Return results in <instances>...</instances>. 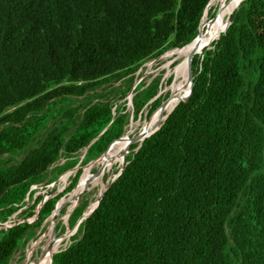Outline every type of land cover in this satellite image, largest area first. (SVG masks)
<instances>
[{"label": "trees", "instance_id": "trees-1", "mask_svg": "<svg viewBox=\"0 0 264 264\" xmlns=\"http://www.w3.org/2000/svg\"><path fill=\"white\" fill-rule=\"evenodd\" d=\"M209 1L0 0V223L22 219L0 229V264L36 240L131 120L157 114L163 74L135 86L131 112L118 97L146 62L194 40ZM182 54L161 58L170 66ZM191 70L189 94L114 162L98 206L51 264H264V0L241 1ZM56 182L68 186L49 197ZM49 185V198L35 196Z\"/></svg>", "mask_w": 264, "mask_h": 264}, {"label": "bare ground", "instance_id": "bare-ground-1", "mask_svg": "<svg viewBox=\"0 0 264 264\" xmlns=\"http://www.w3.org/2000/svg\"><path fill=\"white\" fill-rule=\"evenodd\" d=\"M241 1L242 0H233L232 5H230L228 8H226L225 10H222L219 13V16H218L217 21L214 23V25L212 27H210V29L208 31H204V29H202V37H201L202 42L204 40H206L209 36H211L213 34V32L219 26H223L224 25V23H225L224 22L225 21L224 18H226V15H228V13L230 11H232L233 9H235L236 7H238V5L240 4ZM217 5L225 6L226 5V0H212L210 6H217ZM205 25H206V23H205ZM205 25H204V27H205ZM191 50H192V45H189V46H187V47H185L183 49L172 50V51L166 52L168 54L169 52L176 51V52L184 53V54H183L182 60H180V62L178 63V65L176 66V68L174 69V71L173 70L170 71V73L175 72V74L173 76L172 83L167 87V88H170L168 90V92L169 93L170 92L172 93V99L170 100V102H168L166 104L165 110L163 111V115L166 114V113H168V112H170L172 110V108L177 103L176 96H178L180 94L179 92L181 91V89H185L188 86V84L186 82L187 81V78H186L187 77L186 57L190 54ZM200 52H202V50ZM185 71H186V77L182 81V76L184 75ZM157 115H155L152 118L153 121L151 122L150 125H145L144 130L147 129V128H149L150 126H152L154 124V122L157 120ZM131 126L134 127L135 125L134 124H131ZM131 136H132V134H129L128 132H125V134L123 135L122 139H120L117 142H115L108 149L107 153L99 160V161L102 160L104 162L102 163V166L99 168V170L96 172L97 177L93 181V184H92L93 186L91 187V190H93L94 189V185L98 182V180L99 179L102 180V184L97 189V191H98L97 194L98 195L103 191V188L105 186L104 178H105L106 173H110L111 169L113 168L114 162L117 159H119L121 156H123L121 152H122L123 148L125 149L127 147L128 140L131 138ZM114 148H116V149H114ZM110 158L112 159L111 162H109V159ZM95 164H97V162H95L94 164L89 165L87 167V169L85 170L84 174L82 175V177H81V179L79 181V185L76 188V190L69 197L65 198L56 207V212H54L52 214V219H53V222L55 224V229H56V225H57L58 216L61 214V210L63 209V207L66 208L68 206V204H71V207H73L75 201H77L78 197L80 196V193L82 192L83 187H85V190L84 191H87L89 189V187L85 186V182L90 177V175H91V169L95 167L94 166ZM64 185L66 186V185H68V183H65ZM94 200L89 202V205H88L86 211H88L93 206ZM49 223H50V220L48 221V224L47 225H48V231L50 232L49 240H51V239H53V237H52V225L50 226ZM46 234H44V236ZM71 235L72 234H66V235H62V236L57 237V239H56V241L54 243V246H53V244L51 245V247L47 251L45 257H41V260L39 262H37V263H34V264H47L49 262V260L51 259L52 255L55 254L56 252H58L59 250H61L60 248H62L63 246H65L64 245L65 241H67L68 244H69ZM38 236L41 237L42 236L41 233ZM55 236H56V233L54 234V237ZM37 238H36V240L31 241V243L28 246V249H27L28 261H30L31 260V257H32V255L30 254V252L28 250L30 249V247H33L36 244ZM26 264H29V263H26Z\"/></svg>", "mask_w": 264, "mask_h": 264}, {"label": "rangeland", "instance_id": "rangeland-1", "mask_svg": "<svg viewBox=\"0 0 264 264\" xmlns=\"http://www.w3.org/2000/svg\"><path fill=\"white\" fill-rule=\"evenodd\" d=\"M227 16V15H226ZM226 18H224V20H225ZM225 22V21H224ZM184 54V53H183ZM183 54L182 55H179V59H181L182 60V58H183ZM162 57V55H160V57H158V58H155V59H153V60H151V61H148V62H146L141 68H140V70L136 73V76H138L137 77V80H135V82L136 81H145L146 83H148V82H150L151 81V79L153 78V77H155V76H157L158 74H163V80H167L168 78H169V76H172V81H173V76H174V74H175V72H172V73H170V71L171 70H173L174 71V69L176 68V66L178 65L177 63V61L175 60V61H172L171 62V64H170V66L169 65H167V63H168V61H169V59H162L161 58ZM177 64V65H176ZM146 72V73H145ZM165 81L163 82V84H164V86L165 87H162V89H161V91L158 93V95L157 96H159V95H161V94H169V92H168V90L170 89V88H167L171 83H172V81H171V83L169 84V85H167V84H165ZM119 83H117V84H115V86H117ZM133 86H134V84H133ZM132 86V87H133ZM117 95H119L118 93H117ZM133 95L134 94H132V96H130V94L129 93H127V95L125 96V97H123L122 99L121 98H119L118 97V102L117 103H119V104H122L123 102H125V105H126V111H132V105H131V101H132V97H133ZM106 98H102L101 99V101H104ZM146 111H144V114H143V116H141V118H138V120H136L135 122L134 121H130V125H128L127 127H126V132H128L129 134H132V136L131 137H135L139 132H142L143 130H144V128H145V125H150L151 124V122L153 121L152 119L151 120H147L146 118ZM131 124H134L135 126L133 127V126H131ZM129 127V128H128ZM131 128V129H130ZM124 149V148H123ZM128 149H130V146H129V148ZM83 155V153L82 154H80L79 156H82ZM111 158L109 159V161L111 162ZM64 161L63 160H60L59 161V164H62ZM104 161H99V162H97V164H95L94 166V168H92L91 169V175H90V177H92V181H90V182H88L89 180L87 179V181L85 182V186H87V187H89V189L87 190V191H84L82 194H80V196L78 197V202H77V206L78 205H80L83 201H87L88 202V204H89V202L90 201H93L94 199H96V197H97V189H93V190H91V187L93 186L92 184H93V181L95 180V178L97 177V175H96V172L99 170V168L102 166V163H103ZM84 167H87V166H83L82 167V170L84 169ZM118 166H114L112 169H111V171H110V173H109V175L110 176H112V174L115 172V170H116V168H117ZM76 169H77V167L76 168H74V169H72L71 171H70V173L72 174V175H74L75 174V172H76ZM82 173V172H81ZM107 174V173H106ZM108 175H106L105 176V178H104V181H106V177H107ZM91 179V178H90ZM102 184V180L101 179H99L98 180V182L94 185L95 187H97L98 185H101ZM54 185V184H53ZM53 185H49V186H47V187H45V189H43V188H41L40 186L39 187H37V191H36V193H35V196H38L39 194H44L45 195V199H47V198H49V197H53V196H55V195H58L59 193H61L64 189V187H65V185H61L60 183L59 184H57V182H56V187H57V190L51 195V196H49V197H47L46 195H47V191L48 190H50V188L53 186ZM68 186V185H67ZM66 186V187H67ZM63 189V190H62ZM69 194V193H68ZM67 194V195H68ZM67 195H65V196H63V197H66ZM62 197V198H63ZM62 198H60V199H62ZM59 199V200H60ZM38 207H40V206H38ZM63 208H65V207H63ZM72 207H71V204H69L66 208H65V211H64V213L62 214H60L59 216H58V219H57V225H58V230H57V232H56V234H58V236H62L63 234H64V232H65V224H67L68 223V221H67V217H66V211L67 210H69V209H71ZM37 211H38V208H37ZM18 214V213H17ZM17 214H15V215H13L12 217H11V221L12 222H17V221H20V220H22V219H20V217L17 215ZM49 221V218L46 220V222L43 224V232H40V231H38V233H37V235H40V233H41V235L43 236H41L42 237V239L38 242V243H36L33 247H30V249H34V250H36L35 252H33V257H32V261L36 258V256H38V254H39V259L37 260V262H39L40 260H41V257H45V255H46V253H47V251L49 250L48 248H50L51 247V245L52 244H54L55 243V241H56V239H57V236H55L53 239H51V240H49V237H47V234L46 233H49V231H48V222ZM50 224V223H49ZM47 225V226H46ZM61 226H64L63 228H61ZM64 229V230H63ZM44 234H46L45 236H44ZM47 237V238H46ZM40 239V237L38 236V238H37V241ZM36 241V242H37ZM51 241H53L54 243H51ZM31 243V241L29 242V244ZM70 243V242H69ZM29 244L27 245V247H26V249H24V251H20L19 253H17L15 256H14V260L13 261H11L10 262V264H25V258H26V255H27V249H28V246H29ZM64 245L65 246H63L62 248H60L61 250L62 249H65L69 244H68V242L67 241H65V243H64ZM54 246V245H53ZM43 250V251H42ZM40 253H39V252ZM22 254H24V256H22ZM19 256H22L24 259L21 261V258L19 257ZM27 261H28V255H27ZM32 261H28L27 263H31ZM36 262V263H37ZM31 264H34V263H31Z\"/></svg>", "mask_w": 264, "mask_h": 264}, {"label": "water", "instance_id": "water-1", "mask_svg": "<svg viewBox=\"0 0 264 264\" xmlns=\"http://www.w3.org/2000/svg\"><path fill=\"white\" fill-rule=\"evenodd\" d=\"M243 1V0H242ZM211 2H212V0H210L209 1V3H208V5H207V10H208V8L210 7V4H211ZM230 2V0L228 1V3ZM228 3H227V5H225V6H221V5H219L218 6V10H217V13H216V15L211 19V20H209V21H207V10L205 11V13H204V17H203V19L201 20V22H200V26H199V32H198V34H197V36L194 38V40H192L189 44H187V45H185L184 47H182V48H175V49H171V50H168V51H172V50H179V49H183V48H185V47H187V46H189V45H192V50H191V52H190V54L186 57V71H187V84H188V86H187V90L185 91V92H183L181 95H178V96H176V100H177V104H178V102L180 101V100H182L184 97H186L188 94H189V92L191 91V88H192V79H193V77H192V70H191V62H192V58H193V56L194 55H196V54H198L201 50H203L204 48H206V47H208V45L211 43V42H213V41H216V40H218V38L220 37V35L222 34V33H224L225 32V30H226V28L230 25V17H231V14H232V12L237 8H235V9H233L232 11H230L229 13H228V15L226 16V19H225V23H224V25L223 26H219L214 32H213V34L211 35V36H209L206 40H204L203 42H202V40H201V37H202V29H204L203 27H204V25H205V23H206V30L205 31H208L209 29H210V27H212L213 25H214V23L217 21V19H218V16H219V13L222 11V10H225L226 8H228L229 6H228ZM222 27V28H221ZM168 51H166V52H168ZM165 52V53H166ZM165 53H163L162 55H164ZM201 53V52H200ZM160 57V56H159ZM139 83V81H136L135 83H134V86L131 88V90H130V92H129V94H130V96H132V94H133V90H134V88H135V86L137 85ZM172 99V93L170 92L169 94H168V97H167V99L164 101V102H162V104L160 105V107H159V109L157 110V120L154 122V124L152 125V126H150L149 128H147V129H145V130H143L142 132H139L135 137H131L129 140H128V144H127V147L125 148V150H124V152L122 153V155H124L125 156V154H127L128 153V148H129V146H131L132 144H134V143H136V142H139V144H138V147H137V149L140 147V143L145 139V138H147L148 136H150L151 134H153L154 132H156L161 126H162V124H163V122L165 121V119L169 116V114L173 111V109L175 108V106L177 105H175L173 108H172V110L170 111V112H168V113H166V114H164L163 115V111L165 110V106H166V104L168 103V102H170V100ZM130 125V124H129ZM122 137L123 136H121L119 139H117L116 141H114L99 157H97L95 160H93V161H91V162H89L88 164H86L85 166H89V165H92V164H94L95 162H98L106 153H107V151H108V149L115 143V142H117L118 140H120V139H122ZM94 141V140H93ZM92 141V142H93ZM88 147V146H87ZM86 147V148H87ZM136 149V150H137ZM85 151H86V149H85ZM124 166V165H123ZM123 166L121 167V169H123ZM120 169V170H121ZM116 176V175H115ZM110 180H111V176L110 175H108L107 177H106V181H105V186H104V188H103V191L97 196V198L94 200V204H93V206L88 210V211H86V209H87V207H88V205L86 206V208L83 210V212H82V214H81V216L79 217V219L77 220V222L75 223V225L72 227V228H70L69 226H68V223L67 224H65V232H64V234L63 235H66V234H73L76 230H77V228L79 227V225L81 224V222L84 220V219H86L89 215H90V213L98 206V204H99V202L101 201V199H102V196H103V194H104V192L109 188V186H110ZM84 190H85V187H83V190H82V192L80 193V194H82L83 192H84ZM77 202H78V200L77 201H75V203H74V206L71 208V209H69V210H67L66 211V217H67V221H68V219H69V217H70V215H71V213L73 212V210L77 207ZM39 208L40 207H38V211H39ZM38 211H36V213H38ZM54 212H56V208L53 210V212L51 213V215H50V217H49V220H50V226L52 225V237L54 238V234L56 233V229H55V224H54V222H53V219H52V214L54 213ZM16 223H13L12 221H7V222H4V223H0V229H2V228H5V227H9V226H12V225H15ZM49 249V248H48ZM63 250V249H62ZM59 251H61V250H59ZM58 251V252H59ZM57 253V252H56ZM53 256V255H52ZM51 262H52V257H51V261H50V264H51ZM27 263V255H26V258H25V264Z\"/></svg>", "mask_w": 264, "mask_h": 264}]
</instances>
